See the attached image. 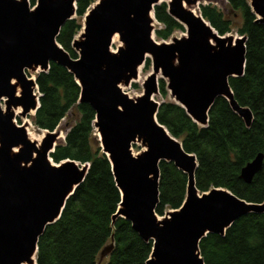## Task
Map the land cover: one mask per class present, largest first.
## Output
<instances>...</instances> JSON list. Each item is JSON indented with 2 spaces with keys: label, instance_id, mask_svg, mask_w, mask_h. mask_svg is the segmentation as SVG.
Returning <instances> with one entry per match:
<instances>
[{
  "label": "water",
  "instance_id": "water-1",
  "mask_svg": "<svg viewBox=\"0 0 264 264\" xmlns=\"http://www.w3.org/2000/svg\"><path fill=\"white\" fill-rule=\"evenodd\" d=\"M78 1L36 0L31 7L29 0H0V264H38L39 238L60 219L90 169L69 159L52 162L50 155L61 142L59 128L45 130L37 145L26 126L15 121L19 109L22 117L39 110L37 75L52 63L73 74L81 88L79 103L95 112L93 126L121 194L113 223L128 220L145 242H153L146 264H204L202 239L225 235L238 219L264 213V202H246L223 188L201 194L195 181L197 158L159 123L162 103L153 96L160 94L159 81H165L170 97L201 127L208 125L216 100L225 98L252 126L251 110L237 103L229 83L245 74L247 38L220 35L201 14L205 0H97L73 43L79 56L74 59L57 37L77 17ZM162 3L186 35L156 41L154 9ZM250 7L264 24V0H250ZM116 36L122 45L115 52ZM147 59L152 72L144 92L131 98L122 87L138 79ZM137 143L144 151L135 155ZM163 162L186 174L188 186L180 209L159 217ZM262 165L260 154L242 169L241 179L251 183ZM112 250L113 244L107 245L100 261Z\"/></svg>",
  "mask_w": 264,
  "mask_h": 264
},
{
  "label": "trees",
  "instance_id": "trees-1",
  "mask_svg": "<svg viewBox=\"0 0 264 264\" xmlns=\"http://www.w3.org/2000/svg\"><path fill=\"white\" fill-rule=\"evenodd\" d=\"M97 0H79L77 17L61 29L57 42L72 58L75 38L83 28V18ZM35 5L36 0H29ZM228 7L242 22L238 34L247 38L246 68L242 77L230 79L235 100L249 108L253 124L247 127L225 98H218L209 113L206 127L196 124L185 109L174 101L161 104L157 119L182 142L185 151L198 161L195 176L199 192L223 188L249 203L264 202V24L252 12L249 0H227ZM228 9V10H229ZM203 18L222 36L230 34L233 22L215 4L201 5ZM160 27L155 30L158 41H170L176 32L186 33L183 25L168 12L167 3L155 7ZM150 66V59L146 60ZM41 93L40 108L33 124L41 130L55 131L68 115L64 141L58 143L50 157L56 164L74 160L89 164L84 182L69 198L60 219L48 225L39 238L38 264H97L101 251L110 244L113 250L106 264H146L153 242H145L132 224L123 218L113 223L121 202L108 157L102 152L95 136V112L90 105L79 103L81 88L66 68L52 63L49 71L37 75ZM159 93L169 97L166 82L160 80ZM263 165L251 183L241 179L242 169L258 155ZM188 178L174 164H160V202L158 216L183 205ZM204 264H264V213H251L238 219L225 235L209 234L200 242Z\"/></svg>",
  "mask_w": 264,
  "mask_h": 264
},
{
  "label": "rangeland",
  "instance_id": "rangeland-1",
  "mask_svg": "<svg viewBox=\"0 0 264 264\" xmlns=\"http://www.w3.org/2000/svg\"><path fill=\"white\" fill-rule=\"evenodd\" d=\"M208 3H213L216 6H218L225 14V16L227 17V19H229L230 21L233 22V30L230 34L227 35H232L234 37H240V35L238 34V26L241 24L242 20L241 18H236L233 16V13L230 11L229 7H228V2L227 0H205L203 2V4H208ZM33 5H31L32 7ZM229 9V10H228ZM84 20V19H83ZM82 20V22H83ZM83 24V23H82ZM156 28L160 27V25L158 24V22H156L155 24ZM184 35H186V33L183 32H176L174 34L173 37H183ZM156 39V37H155ZM116 40L113 42L112 45V50L113 51H117L118 48L122 45V43L119 40V37L116 36ZM156 41H158L156 39ZM158 42H162V41H158ZM152 72V62L150 60V66H146V64H144V66L141 67L140 71H139V77L138 79L133 82L129 87H122V90L124 93L128 94L129 97L131 98H136L139 97L140 95L143 94L144 90H143V84L146 80V78L148 77V75ZM33 78L36 76V74H32ZM160 82V81H159ZM165 82V81H164ZM153 99L159 103H163L165 101H174L170 95L169 97H167L166 99L163 98L160 94L153 96ZM3 108H5L4 103H3ZM18 115H16L15 121L17 124L19 125H23L26 126L27 133L28 131L32 134L33 137L37 138V145L39 143L42 142V140L44 139L45 136V132L41 131L40 129H38L34 124H33V118H34V114L29 115L27 117H22L21 116V110L19 109L18 111ZM75 120L74 116L72 114L68 115V117L63 120V122L61 123L59 129L57 130L59 132V141H64V138L66 136V131H67V122L71 121L73 122ZM95 136L98 137V133L97 130L95 129ZM39 138V139H38ZM41 138V139H40ZM144 151V148L141 146V144L137 143L133 146V153L136 155L137 153H140ZM53 162V161H52ZM55 163V162H53ZM56 164V163H55ZM161 217V216H159ZM108 261V257L104 258L102 261H100V257H99V261L97 264H106Z\"/></svg>",
  "mask_w": 264,
  "mask_h": 264
},
{
  "label": "bare ground",
  "instance_id": "bare-ground-1",
  "mask_svg": "<svg viewBox=\"0 0 264 264\" xmlns=\"http://www.w3.org/2000/svg\"><path fill=\"white\" fill-rule=\"evenodd\" d=\"M114 41H117L116 40V37L114 38ZM113 41V42H114ZM16 115H18V112H16ZM27 130H29V129H27ZM28 136H29V138L32 140V141H34V142H36L37 141V138H35V137H33L32 136V134L28 131ZM39 139V138H38ZM41 139V138H40ZM36 264V263H35Z\"/></svg>",
  "mask_w": 264,
  "mask_h": 264
}]
</instances>
